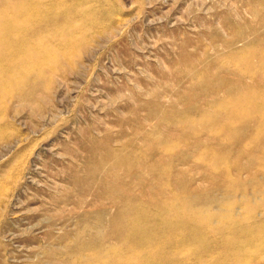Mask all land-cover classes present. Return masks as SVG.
Here are the masks:
<instances>
[{
	"label": "rangeland",
	"instance_id": "rangeland-1",
	"mask_svg": "<svg viewBox=\"0 0 264 264\" xmlns=\"http://www.w3.org/2000/svg\"><path fill=\"white\" fill-rule=\"evenodd\" d=\"M0 264H264V0H0Z\"/></svg>",
	"mask_w": 264,
	"mask_h": 264
}]
</instances>
